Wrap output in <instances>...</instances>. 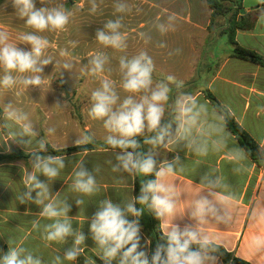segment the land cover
I'll list each match as a JSON object with an SVG mask.
<instances>
[{
  "label": "clouds",
  "instance_id": "obj_1",
  "mask_svg": "<svg viewBox=\"0 0 264 264\" xmlns=\"http://www.w3.org/2000/svg\"><path fill=\"white\" fill-rule=\"evenodd\" d=\"M10 0L18 19L33 31L20 34L13 42L10 33L0 28V88L11 90L17 85L27 88H40L45 84L44 68L53 63L47 56L49 40L37 33L65 31L72 17V12L63 4L48 6V0ZM90 12L96 13L97 0H90ZM115 12L128 13L132 8L125 2L114 4ZM123 17L107 20L102 29L95 32V40L104 47L123 51L127 48V38L121 32L124 27ZM174 16H169L167 23H158L157 30L163 35L174 31ZM143 36V33L141 34ZM72 47L77 41H69ZM19 44L30 45L29 50L18 47ZM163 46V45H161ZM179 49L176 50L179 53ZM61 57H67V50L60 51ZM109 57L98 52L88 58L80 69L92 76L106 71ZM65 70L74 65L70 60L56 62ZM154 63L146 52L119 59L121 87L128 93L122 100L110 79H101L100 86L90 96L91 106L88 115L93 120L103 122L109 133L105 143L113 149L116 163L112 171L127 173L140 179L139 196L113 202L105 197L97 203V211L90 220V234L99 249L98 258L103 264H218V253L224 247L219 237L209 231V226L216 223H231L237 205L235 193L222 177L212 178L205 173L200 180V190L183 211L180 205L181 194L185 193L174 180L178 172H184L179 155L172 160L158 161L159 151L175 152L181 146L199 157H207L209 153H227L229 162L234 165V174L246 169L247 153L238 146L229 148L231 133L227 131V116L222 112L209 109L191 95L178 92L171 104V112L166 119V105L175 84L179 90L182 81L168 76L166 80L154 81ZM111 71V69H107ZM57 106L62 104L57 101ZM230 112V110H229ZM4 119L11 121L19 128L18 135L10 133L15 142L23 144L30 157V170H24L22 182L25 190L16 194L19 204H35L40 207L39 215L52 221L44 226V239L49 242H66L73 238L72 246L63 252V259L77 261L83 254L80 247L85 244L86 236L80 229H74L69 219L71 204L67 200L53 198L50 184L57 180L63 169L67 167L66 156L44 155L47 152V136L55 132L47 128L44 138L37 139L38 132L27 113L19 111L11 103L4 106ZM10 127L11 125H6ZM149 133L150 135H145ZM143 136V144L138 137ZM27 137V139H23ZM35 139V147H32ZM93 136L84 130L75 140V146L93 142ZM147 146L148 151L142 150ZM261 148L264 149V143ZM111 163V162H110ZM98 167L88 170L83 161L77 162L73 169L74 179L71 184L73 192L81 196H92L99 191L96 174ZM40 176L46 178L45 181ZM148 177H154L149 179ZM35 193V197H33ZM77 207L84 204L80 197L75 199ZM145 206L163 225L161 240L149 257L141 245L140 218ZM194 224H186L183 228L174 223L177 217L185 212ZM133 217V219H129ZM249 222L252 236L247 243V250L256 264H264V201H255L249 211ZM39 221H34L37 227ZM252 259V260H253ZM0 264H44L39 256L8 239V250L0 256ZM53 264H61V256L54 258ZM84 264H95L85 258Z\"/></svg>",
  "mask_w": 264,
  "mask_h": 264
},
{
  "label": "crops",
  "instance_id": "obj_2",
  "mask_svg": "<svg viewBox=\"0 0 264 264\" xmlns=\"http://www.w3.org/2000/svg\"><path fill=\"white\" fill-rule=\"evenodd\" d=\"M183 2L188 6L187 10H185L186 6ZM243 3L244 0H242V13L240 15L263 8L264 0L246 7ZM159 4L163 6L168 4L182 6L175 9L176 12L173 10H168V12L177 15L179 19L186 21V23L200 31L207 30L210 25L212 11L207 0H160ZM235 39L239 45L254 51L264 60V14L257 18L253 28L237 29ZM230 48H227L220 55L221 57L217 59L218 63L211 73L209 81L210 92L228 111L230 110V114L235 121L261 148L262 143H264V67L233 57V45L230 44ZM195 65L196 62L191 63L192 69L195 68ZM6 91L2 88V93ZM192 97L200 103L206 104L209 112L216 110L204 96L196 95ZM120 98L122 100L124 97L120 96ZM171 104L165 106L166 112H171ZM216 111L218 112V110ZM85 112L84 110L83 117L87 132L93 136L94 140H105L109 133L104 129L97 128L93 119L85 118ZM54 117L56 116L54 115ZM62 120V122L58 120L57 123L65 124L64 120L66 121V118ZM73 121L70 119L69 125L71 128ZM53 123L56 124V121H53ZM54 127L55 132H62V129H60L62 126L57 128L54 125ZM63 129L65 134V128L63 127ZM227 131L231 133L228 128ZM83 132L84 129L81 133L83 134ZM48 145L51 146V144ZM71 146H75V143ZM233 146L243 149L231 133L229 148ZM65 147H70V145L53 148ZM261 150L264 152V149L261 148ZM117 151L119 150L98 148L62 155L66 156L65 163L67 167L61 171L57 180L50 184L54 199L67 200L71 204L68 215L73 228L80 229L86 236L85 244L80 246L83 249V254L77 261L63 259V252L66 248L72 246L73 238L69 237L66 242L47 241L44 239V226L52 221L39 215L41 209L37 205L19 204L16 200V194L25 190L21 180L23 173L12 175L5 172L0 184V256L7 252L8 239L10 238L15 243L31 251L35 256H39L44 264H53L57 255L61 256V264H84L85 258L95 261V264H103L98 258L99 249L92 240L89 230L91 217L97 211V203L105 197L111 198L116 203L129 200L132 196L135 197L136 177L127 173L112 171V164L116 163L115 154ZM159 153V155H162L160 161L163 159L172 160L174 156L179 155L183 163L184 172H178L175 177L169 178L170 181L174 180L185 191L181 194V200H185L180 205L181 212L187 203L191 201L193 195L200 190V180L205 173H209L212 178L219 176L224 179L230 186V191L235 193L237 197L235 201L237 208L231 223L216 224L213 222L209 226V231L214 232L219 237L218 242H222L223 248L233 257L249 264H256L255 259L251 257L247 250V243L252 236V227L248 217L253 203L264 201V164L261 167L257 166L247 154L246 169L242 168L240 174H234L232 171L234 165L229 162L230 158L227 156L226 151L222 153L210 152L207 157H199L187 152L181 146L175 152H166L162 149ZM79 161H83L88 170L96 167L100 169L99 173L96 174L99 191L92 196H81L73 192L71 188L74 179L73 169ZM40 179L42 181L46 180L43 176H40ZM33 197H35V193H33ZM78 197L84 200V204L79 207L75 204V199ZM129 219H133V217H129ZM34 221H39L37 227L33 226ZM156 223L162 231L164 226L160 225L161 222L157 219ZM174 223L183 228L186 224H194L195 222L190 220L186 210L185 215L177 217ZM141 236V245L149 255L150 240L143 224H141ZM113 264H116V262L113 261ZM218 264L226 263L219 257Z\"/></svg>",
  "mask_w": 264,
  "mask_h": 264
},
{
  "label": "rangeland",
  "instance_id": "obj_3",
  "mask_svg": "<svg viewBox=\"0 0 264 264\" xmlns=\"http://www.w3.org/2000/svg\"><path fill=\"white\" fill-rule=\"evenodd\" d=\"M239 1L207 0L208 4L211 2L215 5V8H210L212 12L214 10V17L208 29L200 31L186 23V21L179 19L177 15L168 12V10L176 12L175 9L182 6L177 4L175 6L173 4L163 6L159 4L160 0H119V2H125L131 6L132 10L128 13L115 12L114 4L117 0H97L99 7L96 13L90 12V0H48V6L63 4L73 15L65 31L37 33L49 40L46 55L53 58V63L44 68L45 84L40 88L27 89L22 85H17L3 93L2 88H0V108L2 109L0 114V154H8L18 150L26 152L23 144L15 142L10 136V133L18 135V126L4 119V106L9 103L15 109L28 114L35 130L38 132L37 139L45 137L47 126L50 125L55 128V125L57 128L62 126L60 127L62 132L57 131L53 135H48L47 143L55 148L56 146L64 147L74 144L77 137L82 134V129L86 130L83 112L85 110V118L90 119L88 115L91 106L90 96L100 86L101 79H110L119 96L125 97L128 95L121 87L119 74V59L121 56L132 57L141 51L146 52L155 66L154 81L166 80V77L173 76L176 81L183 82V87L179 90L175 87V84H170L172 91L168 104L173 103L178 92L205 97L206 93L211 90L209 81L211 73L218 63L217 59L221 57L220 55L227 48L231 49L227 31L234 19L237 20L241 16L242 9ZM259 1L244 0L243 4L246 7ZM183 3L186 6V3ZM40 6L37 0V7ZM187 8L188 6L185 10ZM121 16L124 25L121 32L127 38V48L120 51L99 44L95 40L96 30L102 29L107 20H115ZM169 16L175 17V30L162 35L157 30L156 25L167 23ZM0 28L8 31L12 41L17 43L19 41L16 38L20 34L33 31L25 25L23 20L17 18L10 0L0 2ZM142 33L143 36H141ZM69 41H77L78 43L75 47H72ZM18 47L25 50L30 49V45L25 44H19ZM177 49L180 50L179 53L176 52ZM61 50H67L68 56L61 57L59 54ZM98 52H103L109 57L106 71L97 76L81 72L80 69L87 63L88 58ZM64 60L72 61L74 67L71 70L63 68L59 70L58 64L55 68L56 62L63 63ZM195 62V68L192 69L191 63ZM109 68L111 69L110 72L107 71ZM2 75L3 72L0 70V76ZM57 101L62 105L57 106ZM169 113L166 112V119ZM63 118H66V121L68 120L67 123L65 120V124L57 123L58 120L62 122ZM70 119L74 120L71 123L72 128L69 125ZM53 121H56V124ZM93 121L97 128L104 129L102 121ZM63 127L66 131L65 134ZM146 134L150 135L149 133ZM23 139L26 140L27 137ZM143 139L142 136L138 137L141 144H143ZM104 143L105 140L97 141L93 139V142L89 144H93L94 149H98ZM32 147H35V139ZM142 150L147 152L148 147L145 146ZM161 151L162 149L159 152ZM161 156H157L158 161ZM28 160H1L0 184L5 172L17 175L24 173V170H30L31 164ZM142 207L144 208V214L140 218V223L148 230L151 227L150 217L146 214L147 208Z\"/></svg>",
  "mask_w": 264,
  "mask_h": 264
},
{
  "label": "trees",
  "instance_id": "obj_4",
  "mask_svg": "<svg viewBox=\"0 0 264 264\" xmlns=\"http://www.w3.org/2000/svg\"><path fill=\"white\" fill-rule=\"evenodd\" d=\"M3 0H0V2ZM211 9L215 8L211 2L208 4ZM240 8H242V0L239 1ZM263 8H260L255 11H250L246 14L241 15L237 20L234 19L233 23L229 27L227 31L228 39L231 45H233V53L232 56L241 60H245L248 62H252L264 67V60L260 57L257 53L247 48L242 47L239 45L235 39L236 30L237 29H251L253 28L257 18L264 14V3L262 4ZM214 17V10L211 12V22ZM210 22V24H211ZM210 26V25H209ZM208 26V27H209ZM205 98L210 101V103L215 107L218 112H222L227 116V128L228 130L235 136L241 147L246 151L248 156L252 159L253 162L256 163L257 166L261 167L264 164V152L261 150L259 145L256 141L235 121L234 117L230 114L228 109L224 107L219 100L210 92L206 93ZM2 113V109L0 108V114ZM102 149H113L111 146L104 143L100 146ZM94 149L93 144H86L77 146H70L60 149H55L50 145L47 146V152L43 153L44 155L51 154V155H67L74 152H83L86 150ZM119 150V149H116ZM30 157L23 152L22 150H18L15 152H11L8 154H0V161L1 160H27ZM149 179H153L154 177H148ZM140 177H136L135 180V197L139 196L140 193ZM143 205H137V207H142ZM146 214L150 217V224L151 227L147 230V235L150 240V252L149 257L155 250L157 243L163 242L161 240V230L156 223L155 216L146 209ZM218 256L223 260L226 264H249L239 258L233 257L229 252H227L223 247L219 249Z\"/></svg>",
  "mask_w": 264,
  "mask_h": 264
},
{
  "label": "water",
  "instance_id": "obj_5",
  "mask_svg": "<svg viewBox=\"0 0 264 264\" xmlns=\"http://www.w3.org/2000/svg\"><path fill=\"white\" fill-rule=\"evenodd\" d=\"M68 95V94H67Z\"/></svg>",
  "mask_w": 264,
  "mask_h": 264
}]
</instances>
